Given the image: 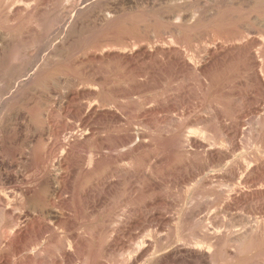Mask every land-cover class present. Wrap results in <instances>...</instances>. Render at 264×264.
Instances as JSON below:
<instances>
[{"label": "rangeland", "instance_id": "obj_1", "mask_svg": "<svg viewBox=\"0 0 264 264\" xmlns=\"http://www.w3.org/2000/svg\"><path fill=\"white\" fill-rule=\"evenodd\" d=\"M191 263L264 264V0H0V264Z\"/></svg>", "mask_w": 264, "mask_h": 264}, {"label": "bare ground", "instance_id": "obj_2", "mask_svg": "<svg viewBox=\"0 0 264 264\" xmlns=\"http://www.w3.org/2000/svg\"><path fill=\"white\" fill-rule=\"evenodd\" d=\"M85 1V0H84ZM83 3V2H82ZM252 3V2H251ZM99 5V4H98ZM79 6V5H78ZM79 12V11H78ZM78 14V13H77ZM68 15V14H67ZM188 17V16H187ZM61 25V24H60ZM67 26V25H66ZM60 27V26H59ZM47 39V38H46ZM258 44V43H257ZM41 48V47H40ZM182 58V57H181ZM191 66V65H190ZM26 77V76H25ZM28 77V76H27ZM19 78V77H18ZM27 80H28V78H26ZM20 80V79H19ZM17 81V80H16ZM20 82V81H19ZM18 82V83H19ZM22 83H21V85L22 84H24V79L21 81ZM17 83V84H18ZM15 86V85H14ZM24 86V85H23ZM26 86V85H25ZM13 87V86H12ZM18 87V86H17ZM19 89V88H18ZM18 89H16V87H15V89L14 90H16V92H17V90ZM24 89V88H23ZM12 90V89H11ZM13 91V90H12ZM21 91V90H20ZM9 92H10V90H9ZM15 93V92H14ZM13 93V94H14ZM16 94V93H15ZM8 96H11V95H9V93H8ZM7 98V97H6ZM15 98V97H14ZM10 99V98H9ZM3 102V101H2ZM118 114V113H117ZM2 116V115H1ZM60 133V132H59ZM24 160V159H23ZM62 161V160H61ZM51 174H53V173H51ZM59 174V173H58ZM31 175V174H30ZM55 176V175H54ZM142 176V175H141ZM52 177V176H51ZM57 177H61V176H58L57 175ZM53 178V177H52ZM44 180V179H43ZM48 180V179H47ZM41 181V180H40ZM48 181H50V180H48ZM54 181V180H53ZM44 182H45V180H44ZM50 182H52V181H50ZM50 182H48L49 184H51ZM53 183V182H52ZM43 185V184H42ZM64 186V185H63ZM40 188H41V186H40ZM63 189V188H62ZM33 190V189H32ZM19 191V190H18ZM38 191H39V189H38ZM41 191V190H40ZM15 192V191H14ZM13 192V193H14ZM25 192V191H24ZM31 192V191H30ZM60 192H61V187H60V185L59 184H54L53 186H52V188H51V190H49L48 191V193L47 194H44L43 195V197H45V198H47V199H51L52 200V198L54 197V196H59V194H60ZM7 193V192H6ZM17 193V192H16ZM19 193V192H18ZM17 193V194H18ZM133 193V192H132ZM20 194V193H19ZM27 194V193H26ZM26 194H24L25 196H26ZM28 194H29V192H28ZM21 195V194H20ZM121 195V194H120ZM13 197H15V196H13ZM17 197V196H16ZM28 198L29 199H31V200H39V199H41L42 198V195H41V193H31L29 196H28ZM22 199V198H21ZM28 201V200H27ZM52 202V201H51ZM5 203V202H4ZM34 204H35V202H34ZM53 204V203H52ZM23 205V204H22ZM30 210V209H29ZM29 210H27L28 212H29ZM50 210V209H49ZM57 211V210H56ZM56 211H53L52 210V212H56ZM49 212V211H48ZM51 212V211H50ZM49 212V213H50ZM58 212V211H57ZM119 213V212H118ZM35 214V213H34ZM33 214V215H34ZM62 214V213H61ZM36 215V214H35ZM116 215V214H115ZM20 216H22V215H20ZM62 216V215H61ZM66 216V215H65ZM30 217H31V214H30ZM54 219L56 220V219H58V218H60V214L59 213H55L54 214ZM32 218V217H31ZM38 218V217H37ZM65 218V217H64ZM29 219V218H28ZM31 220V219H30ZM27 221V220H26ZM57 224V223H56ZM130 224V223H129ZM250 226H251V224H250ZM9 232V231H8ZM143 233V232H142ZM55 240V239H54ZM130 241V240H129ZM132 246V245H131ZM113 252V251H112ZM123 253V252H122ZM178 254V253H177ZM207 259V258H206ZM42 260V259H41ZM58 262V261H57ZM91 263V262H90ZM192 264V263H191Z\"/></svg>", "mask_w": 264, "mask_h": 264}]
</instances>
